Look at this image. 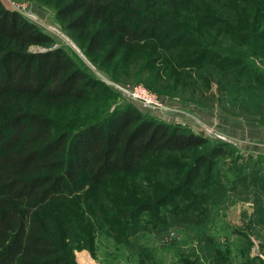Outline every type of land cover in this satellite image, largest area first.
<instances>
[{"label":"trees","instance_id":"obj_1","mask_svg":"<svg viewBox=\"0 0 264 264\" xmlns=\"http://www.w3.org/2000/svg\"><path fill=\"white\" fill-rule=\"evenodd\" d=\"M46 1L69 29L90 30L87 54L111 39L141 54L136 74L155 91L166 80L193 90L217 80L225 97L264 107V71L250 60L264 56V0ZM50 42L0 0V264H79L73 249L95 254L100 233L124 243L134 237L138 254L151 259L155 246L135 236L179 227L192 230L199 247L177 254L179 264H232L209 222L232 200L224 193L249 186L258 190L245 229L233 228L246 238L236 253L249 251L248 228L264 248V229L255 228H264L261 162L245 163L217 142L185 164L181 154L209 139L130 105L110 109L105 102L114 96L96 90L101 84L61 47L29 50ZM116 55L112 48L108 61ZM38 98L63 106L61 117L42 112ZM99 100L89 109L93 120L78 115L68 128L73 104Z\"/></svg>","mask_w":264,"mask_h":264},{"label":"rangeland","instance_id":"obj_2","mask_svg":"<svg viewBox=\"0 0 264 264\" xmlns=\"http://www.w3.org/2000/svg\"><path fill=\"white\" fill-rule=\"evenodd\" d=\"M1 2L6 8L18 11L28 21L34 23L38 29L50 36V43L32 45L29 47L30 51L61 47L85 75L101 84L96 90L105 87V90L114 96L105 102L111 105L110 109H120L130 105L159 121L180 125L209 139L208 144L192 147L181 154L180 160L185 164L192 161L195 154L206 152L211 144L223 142L227 145V149L242 156L245 163L253 164L257 159L264 165V107L259 106L255 109L241 103L238 98L225 97L218 87L217 80H214L208 88L202 84L200 88L195 87L194 90L188 84L172 86L173 82L166 80L164 88L155 91L147 83V76L140 77L136 74L139 71L138 67L140 68L143 63L141 54H133L125 47H119L118 42L114 44L115 41L111 39L105 42L99 53L89 55L86 53L87 39L85 35L90 30L73 31L69 29L68 18L60 16L53 4L46 0H1ZM112 48L118 51L119 56L116 55L114 61L109 62L107 57ZM115 60L117 61L115 62ZM250 60L264 71V56ZM159 65L160 63L157 64V66ZM230 83V86L234 85L233 82L230 81ZM136 84H142L151 90L163 105L170 109L143 107L120 89L123 86ZM238 93L235 92V94ZM35 102L42 105L43 107H40L42 112L47 113L50 117L56 115L61 117L58 112L62 114L65 110L63 106H52L54 107L52 108L40 98ZM101 103L104 102L99 100L98 102L87 101L83 105H81L82 103L73 104L72 107L77 109V115H75L76 113L68 114L67 119L72 120L71 126L68 128L72 129L74 122L80 123L76 118L78 115H85L88 116L87 120H93L90 117L89 109L93 105L100 106ZM171 115L174 118L169 117ZM224 161L225 163L230 162L229 158H225ZM249 190L253 191H244L238 195L224 193L232 200L222 203V207L220 206L219 210L212 213V221L209 222L224 247H230L232 264H263L262 261H264V248L261 246L263 241L253 235L249 228L248 232L252 241L248 245L250 246L249 251L245 254L236 253L239 244L245 243L246 238L236 236L233 233V228L245 229L247 218L253 210L252 195L258 189L249 186ZM262 227L257 225L255 228H260L262 231L264 229ZM193 235L192 230L181 227L168 229L156 235L151 233L136 235L135 237L139 238V243L148 242L155 246V249L151 250L153 257L150 259L145 257L143 250L138 254L137 242L133 239L134 237L124 243L123 239L115 238L113 240L100 233L97 235L96 244L99 247L95 254L87 248H74L73 256L79 264H179L180 257L178 258L177 254L190 255L192 248L199 249L197 239ZM121 243L125 245H120ZM140 258L144 260L143 263ZM209 261L207 260L204 264H212Z\"/></svg>","mask_w":264,"mask_h":264},{"label":"built area","instance_id":"obj_3","mask_svg":"<svg viewBox=\"0 0 264 264\" xmlns=\"http://www.w3.org/2000/svg\"><path fill=\"white\" fill-rule=\"evenodd\" d=\"M120 89L130 96L131 99L138 101L143 107L170 109L163 105L155 93L142 84L123 86Z\"/></svg>","mask_w":264,"mask_h":264},{"label":"crops","instance_id":"obj_4","mask_svg":"<svg viewBox=\"0 0 264 264\" xmlns=\"http://www.w3.org/2000/svg\"><path fill=\"white\" fill-rule=\"evenodd\" d=\"M169 115V114H168ZM169 117H171V118H174V116L173 115H171V116H169Z\"/></svg>","mask_w":264,"mask_h":264}]
</instances>
